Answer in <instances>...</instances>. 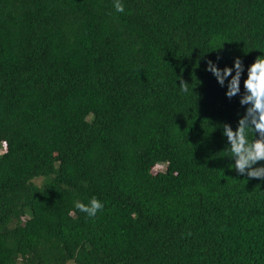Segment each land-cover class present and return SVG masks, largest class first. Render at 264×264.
<instances>
[{
  "label": "trees",
  "instance_id": "obj_1",
  "mask_svg": "<svg viewBox=\"0 0 264 264\" xmlns=\"http://www.w3.org/2000/svg\"><path fill=\"white\" fill-rule=\"evenodd\" d=\"M120 2L0 0V264H264L245 108L206 71L240 58L243 94L264 0Z\"/></svg>",
  "mask_w": 264,
  "mask_h": 264
},
{
  "label": "clouds",
  "instance_id": "obj_2",
  "mask_svg": "<svg viewBox=\"0 0 264 264\" xmlns=\"http://www.w3.org/2000/svg\"><path fill=\"white\" fill-rule=\"evenodd\" d=\"M113 7L118 13L125 11L120 0H114ZM206 71L215 77L221 88L226 87L225 96L228 100L239 96V104L245 108L235 130L230 124H223L222 136L226 138L232 153L233 170L247 179L264 180V56H257L247 67V78L243 80V94L241 78L245 73V67L240 58L234 59L232 67L225 66L223 69L219 68L217 63L208 60ZM188 85L184 80L179 83L181 91L185 93L189 90ZM249 130L255 134V139L251 142L248 139ZM4 144L6 147L7 142ZM103 207V203L96 197H92L87 205L76 203V208L88 217H95Z\"/></svg>",
  "mask_w": 264,
  "mask_h": 264
},
{
  "label": "rangeland",
  "instance_id": "obj_3",
  "mask_svg": "<svg viewBox=\"0 0 264 264\" xmlns=\"http://www.w3.org/2000/svg\"><path fill=\"white\" fill-rule=\"evenodd\" d=\"M162 167H163V165H156V166H154L153 168L158 169V168H162Z\"/></svg>",
  "mask_w": 264,
  "mask_h": 264
}]
</instances>
